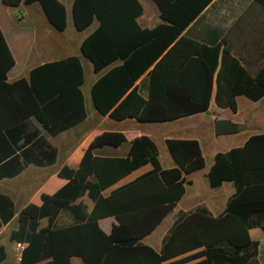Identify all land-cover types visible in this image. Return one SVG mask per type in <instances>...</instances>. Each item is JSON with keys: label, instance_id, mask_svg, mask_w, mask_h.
I'll return each instance as SVG.
<instances>
[{"label": "trees", "instance_id": "16d2710c", "mask_svg": "<svg viewBox=\"0 0 264 264\" xmlns=\"http://www.w3.org/2000/svg\"><path fill=\"white\" fill-rule=\"evenodd\" d=\"M163 22L142 27L139 0H72L75 28L96 27L80 43L81 53L98 73L91 86V100L101 114L116 120H175L209 109L214 95L218 107L237 111L236 97L252 101L264 96V43L253 50L254 58L232 52L225 38L203 40L183 31L212 0H152ZM17 7L38 2L54 29L63 31L67 13L61 0H2ZM264 12V0H252ZM15 64L0 28V178L17 175L29 163L42 166L53 153L31 144L34 134H23L22 123L30 116L50 134L77 125L85 118L81 85L84 71L78 56L45 62L30 70L28 78L7 82ZM147 73V96L135 82ZM25 135L22 143H19ZM126 141L122 131H103L85 149L78 168L62 165L57 176L66 182L52 193L41 192L39 203L29 202L16 214L11 241L26 243L21 264H247L258 252V241L249 229L264 231V200L229 204L224 213L212 216L202 206L181 213L163 240L160 252L141 240L171 211L182 197L186 174L201 169L204 157L197 139L166 138L165 145L175 166L163 169L155 143L147 135L129 141L125 156H104L94 149L118 146ZM41 142V139L39 140ZM37 149V151L35 150ZM152 169L133 181L103 195L102 191L143 164ZM207 178L214 187L231 181L239 195L250 185L264 184V133H254L239 146L215 153ZM93 200L75 201L84 194ZM70 210L77 223L58 227L52 221L58 212ZM15 215L11 198L0 193V227ZM114 216L109 233L98 219ZM42 218L49 223L40 225ZM183 257L173 259L189 251ZM6 248L0 244V261Z\"/></svg>", "mask_w": 264, "mask_h": 264}, {"label": "crops", "instance_id": "0c3cea01", "mask_svg": "<svg viewBox=\"0 0 264 264\" xmlns=\"http://www.w3.org/2000/svg\"><path fill=\"white\" fill-rule=\"evenodd\" d=\"M61 1L66 8L67 25L63 31L59 32L66 31L70 19L72 30L80 35H78L75 41L72 39L70 40L66 36H57L54 38L50 30L44 31L41 30V28L37 30L36 27L25 22L24 19H22L23 23H16L13 18L14 13L11 9L19 8L23 5L26 6V4L21 3L17 7H13L0 0V28L15 59V64L7 72V82H13L19 78H28L32 68L45 62H51L71 55H76L79 57L84 71V81L81 85V90L83 93L85 110V118L83 121L56 134H50L47 132L34 116H30L23 121V134H34L31 141H26V143H29L26 146L36 144L42 150L53 153V161L47 162L42 166L29 163L17 175L0 178V193L6 194L11 198L15 210V215L11 221L0 227V244H3L6 248V257L0 261V264H21V253L26 246V243L11 241L9 238L11 229L16 226L15 217L17 211L29 202L39 203V195L41 192L52 193L63 185L66 180L57 176L58 169L64 164L72 168H78L83 153L91 140L103 131H122L126 137V141L116 147L110 145L97 147L94 149V153L97 155L112 157L125 156L128 150L129 141L134 137L142 135L144 132L143 129L138 128V123H166L181 121L184 118H195L194 122H185L176 126L175 131L180 136H183L179 138H194L198 140L204 157V166L201 169L186 174V181L184 183L185 191L182 197L175 203L171 211L163 217L159 224L141 240L142 243L150 245L157 252L161 251L165 236L170 232L174 222L181 213L189 212L202 206L205 207L212 216H218L224 213L229 204L264 200V184L247 186L235 197L232 196L235 190L233 182L224 181L220 185L214 187L209 184L207 172L213 163L214 155L218 150L211 153L210 159L205 158L203 142L200 138L204 133L208 132L215 135L213 120L215 118H221L219 116L222 109H229L218 107L215 104L214 95L211 99V104L208 110L175 120H141L135 118L116 120L110 117L108 113L101 115L92 104L91 86L105 71L120 62H114L98 73L93 71L92 63L80 51V43L96 27L97 22L94 21L91 24V26L93 25L92 28L89 26L82 31H78L73 24L71 15L72 0ZM28 5H35V8L40 9L41 11V16L38 17L39 20L36 24L45 20V23H47L50 28H53L45 17L38 2ZM249 8H253L254 10H248ZM19 12L20 11H18L17 14ZM155 13L156 15H159L158 8H156ZM23 16L24 14L22 13V17ZM43 17L44 20H42ZM137 21L140 26L148 28L154 27L163 22L160 17L153 22L147 19L144 10L137 17ZM183 33L200 41H203L207 37V34L210 35V39L216 38L219 40L217 38V34L219 33V38H225L228 43L231 44L232 52L236 56L252 59L254 58L253 50H256L257 52L258 47H261L264 43V12L257 6L253 5L252 0H212L197 18L187 26ZM82 57L88 59L90 65L88 66V69L91 72L87 86L88 95H86L85 91L86 67H84L85 65L83 64ZM147 79V73H144L135 82V85L138 86L139 92L144 97L147 96ZM240 96L244 95H238L236 97V102ZM253 102H256L257 105L264 104V96ZM89 104L91 107L90 109L88 108ZM243 117L244 114L238 118L239 122L241 121L239 124L243 123ZM263 130L264 127L259 126L258 130L252 132L264 133L261 132ZM127 131L132 132L129 137L126 134ZM25 135H22L19 143L23 142ZM147 136L155 143L158 151L155 139L150 135ZM248 137L249 135L245 137L239 145H241ZM166 138L171 137H164V144ZM40 139L41 142H39ZM35 150L37 151V149ZM169 157L170 160H168L166 164H162L159 159L158 151V159L163 169L175 166L170 154ZM151 169L152 164L150 163L141 165L104 189L102 191L103 195H108L111 190L133 181ZM76 202H82L85 204L87 213H89L93 207V200L86 193L79 197L75 203ZM48 223L49 220L47 218H42L40 221L41 226H45ZM76 223L77 221L74 214L68 209L59 211L52 221V225L58 227L74 225ZM115 223H117V220L114 216H107L98 219V225L105 233H109ZM249 235L252 240L258 241V252L256 257L250 260L247 264H264V231L260 227L254 226L249 229ZM197 250L199 249L189 251L174 257L171 260L183 257L196 252ZM199 259L201 258L199 257L183 264H189ZM71 262L73 264H83V261L79 256L71 257Z\"/></svg>", "mask_w": 264, "mask_h": 264}, {"label": "rangeland", "instance_id": "374dc122", "mask_svg": "<svg viewBox=\"0 0 264 264\" xmlns=\"http://www.w3.org/2000/svg\"><path fill=\"white\" fill-rule=\"evenodd\" d=\"M139 1L141 2L143 6L144 14L145 16H147V19L151 20L152 22L159 19V15H156L155 13L157 7L152 0H139ZM253 8H249L248 10H251ZM11 10L14 13L13 18L16 21V23H21V22L23 23L22 19H24L25 22H28L33 27H36L37 30L40 28L41 30H44V31L50 30L54 38L57 36H63V37L66 36L70 40L72 39L75 41V39H77L79 35V33H76V31L72 30V24H71L70 19H69L68 28L64 32H59L55 30L54 28H50L48 24L45 23L44 17L42 19L44 20L43 22L40 21L41 23L39 22V24H36L37 21L39 20L38 17L41 16L40 15L41 11L40 9H36L35 5L34 6L23 5L19 8H12ZM256 10L258 11L257 8ZM18 11L20 12L17 14ZM22 13L24 14L23 17H22ZM82 59H83V64L85 65L84 67H86L85 91H86V95H88L87 86H88V82L90 80V75H91V72L89 71L88 66L90 65H89L88 59L84 57H82ZM237 105H238V110L236 113L230 111L229 109H222L220 111V116H219L223 119H227L233 123L238 124L239 130L237 132L223 134L219 136H216L208 132V133H204L201 136L200 140L203 142L205 158L210 159V155L213 151H217V150L224 151L230 147L239 145L242 142V140L248 135L252 133H258V132H252V131L258 130L259 126L264 127V113H263L264 104L257 105L256 102H253L244 96H240L237 99ZM88 108L89 109L91 108L90 104ZM242 114H244V117L242 119L244 124L243 123L239 124L241 121L239 122L238 118H240ZM194 121H195V118L193 117L189 119L184 118L181 121H172V122H166V123L141 122V123H138V126H139L138 128L143 129L144 131L143 134L150 135L153 139H155L157 146H158L159 159L162 164H166L167 161L170 160V157H169L168 151L163 141L164 137H171V138L183 137V136H180L175 131L176 126H179L180 124L185 123V122H194ZM261 132H264V130ZM131 133L132 132L130 131L126 132L128 137L130 136Z\"/></svg>", "mask_w": 264, "mask_h": 264}, {"label": "water", "instance_id": "95a60500", "mask_svg": "<svg viewBox=\"0 0 264 264\" xmlns=\"http://www.w3.org/2000/svg\"><path fill=\"white\" fill-rule=\"evenodd\" d=\"M213 128L215 135H223L237 132L239 130V125L227 119L215 118L213 120Z\"/></svg>", "mask_w": 264, "mask_h": 264}]
</instances>
